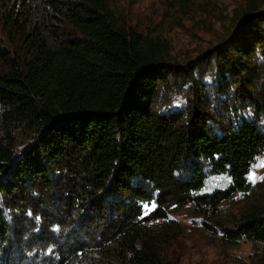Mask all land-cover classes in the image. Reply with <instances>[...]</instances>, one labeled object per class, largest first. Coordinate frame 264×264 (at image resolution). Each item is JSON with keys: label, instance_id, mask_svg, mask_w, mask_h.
Instances as JSON below:
<instances>
[{"label": "trees", "instance_id": "trees-1", "mask_svg": "<svg viewBox=\"0 0 264 264\" xmlns=\"http://www.w3.org/2000/svg\"><path fill=\"white\" fill-rule=\"evenodd\" d=\"M263 3L249 0L237 16L227 62L237 74L257 48L264 54ZM0 4V264H38L14 245L35 248L43 264H173L162 254L170 212L191 205L219 215L253 190L264 86L252 120L234 108L213 134L196 109L182 125L154 104L161 82L184 67L169 64L165 42L119 26L108 0H46L55 26L40 21L42 0ZM22 127L34 140L17 157L12 134ZM207 166L230 178L227 190L201 194ZM145 203L156 205L149 215ZM220 229L231 245L253 243L244 264H264V207Z\"/></svg>", "mask_w": 264, "mask_h": 264}, {"label": "rangeland", "instance_id": "rangeland-1", "mask_svg": "<svg viewBox=\"0 0 264 264\" xmlns=\"http://www.w3.org/2000/svg\"><path fill=\"white\" fill-rule=\"evenodd\" d=\"M248 1L108 0L109 10L119 26L143 37L165 42L169 64L184 67L185 72L168 75L161 82L154 104L158 114L185 125L192 124V112L196 109L204 111L207 130L213 134H219L223 125L234 121V108L239 109L242 117L253 119L254 98L264 86V54L255 47L257 49L250 59L248 57V61L244 62L247 69L240 71L242 75L230 70L227 63L236 53L230 42L237 16ZM45 3L46 0H42L36 13L41 12L38 16L40 21L55 26L56 22L51 20L57 15ZM262 6L264 9V3ZM43 13L45 16H42ZM4 44L17 48L5 37ZM238 86L242 88L238 90ZM259 124L264 133V118L259 119ZM12 136L17 157L34 140L33 130L23 127L14 130ZM206 170L208 178L201 194L211 195L230 187L228 176L213 174L208 166ZM247 179L252 183L253 190L237 193L225 201L219 215L211 211L202 212L191 205L170 212L168 224L163 225L169 228L162 244L165 259L173 264L248 263L253 243L245 240L234 245L227 243L220 224L232 228L241 214L252 206L264 207V152L257 157ZM56 204L59 207L63 202ZM7 215L11 217L9 213ZM53 218L55 221L52 222L61 220L58 215ZM160 222L155 221V224ZM57 228L53 230L57 232ZM40 229L37 228L36 233ZM16 247L14 245V252L20 257L27 254L38 264H43L40 258L34 257L35 248L22 247L20 251ZM45 255H50L49 249H46ZM21 264H27L26 260H21Z\"/></svg>", "mask_w": 264, "mask_h": 264}, {"label": "snow or ice", "instance_id": "snow-or-ice-1", "mask_svg": "<svg viewBox=\"0 0 264 264\" xmlns=\"http://www.w3.org/2000/svg\"><path fill=\"white\" fill-rule=\"evenodd\" d=\"M154 208H155V205H150L148 203H145L143 205V209L145 210L144 215H148V212L154 210Z\"/></svg>", "mask_w": 264, "mask_h": 264}, {"label": "bare ground", "instance_id": "bare-ground-1", "mask_svg": "<svg viewBox=\"0 0 264 264\" xmlns=\"http://www.w3.org/2000/svg\"><path fill=\"white\" fill-rule=\"evenodd\" d=\"M246 4V3H245Z\"/></svg>", "mask_w": 264, "mask_h": 264}]
</instances>
